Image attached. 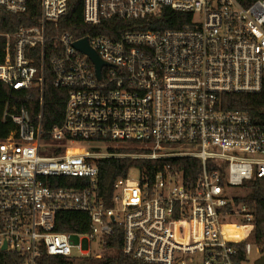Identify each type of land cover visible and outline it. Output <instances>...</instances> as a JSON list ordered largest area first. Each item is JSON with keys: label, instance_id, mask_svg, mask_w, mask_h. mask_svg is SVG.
<instances>
[{"label": "built area", "instance_id": "built-area-1", "mask_svg": "<svg viewBox=\"0 0 264 264\" xmlns=\"http://www.w3.org/2000/svg\"><path fill=\"white\" fill-rule=\"evenodd\" d=\"M30 1L0 0V6L20 13ZM67 5L40 0L39 21L0 33V81L17 91L2 113L15 127L0 138V253H16L22 264H38L44 253L101 258L106 248L141 264H249L258 246L255 212L234 190L264 178V125L225 107L223 95L264 87V0L245 6L239 0H83L90 25L159 17L166 7L192 15L174 29L85 36L104 62L99 75L75 46L85 37L57 30L47 36V23L57 29ZM49 42L54 85L68 96L61 122L44 128L39 60L44 64ZM37 89L40 109L32 102ZM123 157H193L200 164L193 174L189 166L165 163L152 178L129 172L110 184L109 162ZM62 176L86 181L61 185ZM62 211L86 212L91 232L57 230ZM116 225L123 245L106 247ZM241 245L246 257L237 261Z\"/></svg>", "mask_w": 264, "mask_h": 264}, {"label": "trees", "instance_id": "trees-1", "mask_svg": "<svg viewBox=\"0 0 264 264\" xmlns=\"http://www.w3.org/2000/svg\"><path fill=\"white\" fill-rule=\"evenodd\" d=\"M242 5H247L253 0H239ZM40 0H31L26 11L20 13H11L4 7L0 6V33L15 32L22 25L40 20ZM83 0H68L67 11L64 16L57 22L58 27L55 29L52 23H47V36H51L55 30L58 33L69 32L74 39L82 38L92 34H103L109 37L117 38L127 30H166L179 28L190 21L192 15L187 12L176 11L166 7L159 17L149 16L144 19L125 20L120 17L103 20L98 25H90L83 20ZM5 38L0 36V63L4 60ZM53 56L52 43L49 42L45 47L44 64L40 59V65L44 69V109L43 125L49 128L55 123H60L64 114V107L67 99V91L54 85V74L51 67ZM32 102L35 107L39 106L41 90H34ZM12 92L9 86L0 81V138H5L15 127L11 120L3 119V107L7 98ZM224 105L227 108L244 110L250 114L253 121L264 125V87L260 92L251 93H225L223 95ZM121 152H135L134 149H120ZM165 163L180 165L193 169L200 164L198 158L179 157L171 159H147L123 157L116 161H111L109 165L110 184L118 178L128 175L131 168L137 167L141 174L154 177L156 172L161 169ZM196 169V168H195ZM104 166L101 165V181L103 180ZM52 181V180H50ZM61 185L77 186L81 185L86 179L73 176H62L57 179ZM243 188L248 189L244 197H236L237 201L245 200L255 212V228L253 239L264 253V178H255L245 180ZM106 204H111L112 193L110 188L105 189ZM58 218L59 223L57 230L64 232H81L88 234L91 232V222L89 215L82 211H62ZM123 245V228L116 225L114 233L106 236L105 246L120 248ZM246 257L242 249H239V255L236 260L241 261ZM78 259H67L62 256L48 255L44 253L38 261V264H77ZM79 262L80 264H141V262L130 255H125L119 251L114 256H104L101 258L86 256ZM0 264H22L21 258L13 252L0 253Z\"/></svg>", "mask_w": 264, "mask_h": 264}, {"label": "rangeland", "instance_id": "rangeland-1", "mask_svg": "<svg viewBox=\"0 0 264 264\" xmlns=\"http://www.w3.org/2000/svg\"><path fill=\"white\" fill-rule=\"evenodd\" d=\"M83 145L86 146L87 148H90L89 146H93V145H95V143H85ZM102 145L105 146L106 144H102ZM70 150L71 151H76V150H83V149L71 148ZM110 164H111V161L109 162V165ZM139 172H140L139 168L133 167L130 170V175L133 176V177H137L138 174H139ZM248 191H249L248 189L243 188V187L234 190V192L236 193L237 197H244V196H246L247 193H248ZM254 217H255V215H254ZM102 253H103V257L105 255H114V254H116L113 250H110L108 248L103 249L102 250ZM259 256H260L259 248H258V246L256 244H254L253 247H252V251H251V253L249 255V264H255V261H256V259ZM81 259L82 258L78 259V261H77L78 263L77 264H80L81 263V262H79ZM85 264H86V262H85Z\"/></svg>", "mask_w": 264, "mask_h": 264}, {"label": "water", "instance_id": "water-1", "mask_svg": "<svg viewBox=\"0 0 264 264\" xmlns=\"http://www.w3.org/2000/svg\"><path fill=\"white\" fill-rule=\"evenodd\" d=\"M75 46L78 50L90 56V58L95 62L97 74L99 75L101 71V66L103 65L104 62L99 58L97 53L90 47L87 38L85 37L77 40L75 42ZM263 262H264V255H262V257L257 260L256 264H263Z\"/></svg>", "mask_w": 264, "mask_h": 264}, {"label": "bare ground", "instance_id": "bare-ground-1", "mask_svg": "<svg viewBox=\"0 0 264 264\" xmlns=\"http://www.w3.org/2000/svg\"><path fill=\"white\" fill-rule=\"evenodd\" d=\"M76 151H82V150H76ZM230 228L233 229V232H235V233H241L242 232L241 227L237 228L236 226H230Z\"/></svg>", "mask_w": 264, "mask_h": 264}]
</instances>
